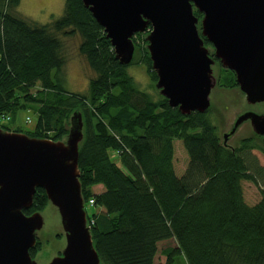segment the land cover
<instances>
[{
    "label": "trees",
    "instance_id": "16d2710c",
    "mask_svg": "<svg viewBox=\"0 0 264 264\" xmlns=\"http://www.w3.org/2000/svg\"><path fill=\"white\" fill-rule=\"evenodd\" d=\"M19 5L0 0V127L8 130L1 122L16 109H33L36 127L25 134L55 141L65 135L70 112L82 105L80 182L86 208L97 209L87 217L102 263L154 264L158 244L173 240L160 250L164 264H174L177 256L184 264H264V166L249 154L256 150L264 158V146L251 138L231 153L218 144L208 111L183 116L165 99L140 90L80 0H65L63 15L43 25L20 17ZM74 32L81 36L79 53L96 74L88 96L63 87L60 36ZM136 46L154 82L143 45ZM221 75L220 87L236 86L232 72ZM36 87L41 90L33 93ZM175 140L188 156L181 177L173 166ZM243 181L259 188L257 204L244 202ZM98 184L105 190L93 194L89 189ZM45 205L44 191L37 189L23 212ZM39 249L30 250L31 256Z\"/></svg>",
    "mask_w": 264,
    "mask_h": 264
},
{
    "label": "water",
    "instance_id": "95a60500",
    "mask_svg": "<svg viewBox=\"0 0 264 264\" xmlns=\"http://www.w3.org/2000/svg\"><path fill=\"white\" fill-rule=\"evenodd\" d=\"M80 1L119 65L128 66L138 55L133 38H141L156 78L153 88L170 108L183 116L203 114L216 107L215 89L226 102L236 93L244 109L238 107L217 131L218 144L231 153L251 138L264 146V0ZM222 69L233 73L235 87L219 86ZM217 109L219 119H226L221 103ZM64 129L54 141L0 127V264H103L80 182L86 126L79 108ZM37 189L44 191L46 205L26 215Z\"/></svg>",
    "mask_w": 264,
    "mask_h": 264
},
{
    "label": "rangeland",
    "instance_id": "374dc122",
    "mask_svg": "<svg viewBox=\"0 0 264 264\" xmlns=\"http://www.w3.org/2000/svg\"><path fill=\"white\" fill-rule=\"evenodd\" d=\"M65 0H20V5L18 7L19 16L24 20L36 23L37 25H43L51 22L53 19H58L63 15ZM72 29H67L71 31ZM62 40V53L64 55V67L63 71V80H64V89L68 92L79 93L85 96L89 94V83L91 79H94L96 74L90 68L89 63L86 60V57L83 54H80L78 51V46L81 42V36L76 32L72 33L70 36H60ZM137 45H143V42L139 39H136ZM140 55L136 54L132 62L128 65L127 73L133 78L134 82L137 84V87L149 93L154 100L158 99L159 96L156 94L153 88V82L150 80L145 67L140 62ZM55 74V73H54ZM223 76L221 75L219 83H222ZM37 90H41L40 87L33 89V93ZM234 93V92H233ZM225 94L214 90L213 94V103L216 107L211 108L208 112L213 122L215 123L217 130L224 128L230 119L234 117L237 112V108L241 107L244 109L243 102L241 97L236 93L232 94L231 97L226 100L223 98ZM21 103V102H20ZM221 103V108L224 107L227 111V118L220 120L218 113L220 109H217V105ZM232 105H230V104ZM241 103V104H240ZM82 106V105H81ZM79 106L80 110L84 111V108ZM10 120L6 122H1L4 127L9 131H21L23 133L33 132L36 127L37 115L33 109L19 108L16 109L13 113L8 114ZM30 118V123H26L25 119ZM224 126V127H222ZM244 135L250 134L249 132H244ZM236 142V141H235ZM234 142V143H235ZM174 147V157H173V166L175 174L178 177H181L187 169L188 165V156L184 150L182 142L175 140L173 142ZM253 161H256L260 166H264V158L262 154L256 150H253L249 153ZM117 152L111 153V157H116ZM117 167L121 168L123 172L125 170L120 167L117 163ZM93 194H100L105 189L101 184L94 185L89 189ZM242 195L243 200L248 206H253L257 204L260 200L259 188L251 182L243 181L242 182ZM30 209V208H29ZM28 209V210H29ZM52 208L48 209L47 212L54 214L51 211ZM87 213L91 215L93 212L97 211L96 208H86ZM49 217V215L47 216ZM50 242H46V245H43V251L48 250ZM51 245V244H50ZM174 245V241L170 240L167 242H160L158 244V253L155 257L154 264H164L165 257L160 254V250L166 246ZM38 246V245H37ZM36 246V247H37ZM42 246V245H41ZM36 249V248H35ZM33 250V249H32ZM30 253V251H29ZM31 255V254H30ZM44 257H47L46 252L43 253ZM174 264H184V260L181 256H177L174 259Z\"/></svg>",
    "mask_w": 264,
    "mask_h": 264
},
{
    "label": "built area",
    "instance_id": "2783aa9c",
    "mask_svg": "<svg viewBox=\"0 0 264 264\" xmlns=\"http://www.w3.org/2000/svg\"><path fill=\"white\" fill-rule=\"evenodd\" d=\"M4 119H5L6 121H8V120H9V118H8V117H7V118H4ZM26 121H27V122H29V121H30V119H29V118H27V119H26ZM92 204H93V200H90V201H89V205H92Z\"/></svg>",
    "mask_w": 264,
    "mask_h": 264
},
{
    "label": "flooded vegetation",
    "instance_id": "af4514ba",
    "mask_svg": "<svg viewBox=\"0 0 264 264\" xmlns=\"http://www.w3.org/2000/svg\"><path fill=\"white\" fill-rule=\"evenodd\" d=\"M223 70V69H222Z\"/></svg>",
    "mask_w": 264,
    "mask_h": 264
}]
</instances>
